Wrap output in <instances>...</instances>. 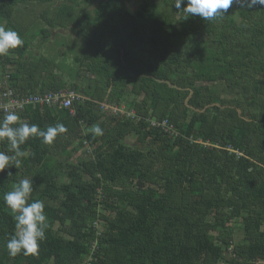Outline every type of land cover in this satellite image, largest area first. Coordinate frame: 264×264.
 I'll return each mask as SVG.
<instances>
[{"label": "trees", "instance_id": "obj_1", "mask_svg": "<svg viewBox=\"0 0 264 264\" xmlns=\"http://www.w3.org/2000/svg\"><path fill=\"white\" fill-rule=\"evenodd\" d=\"M34 5H43L44 39L58 29L79 38L74 66L30 54L43 41L39 32L25 41L33 27L21 7ZM2 24L23 44L0 56V95L74 91L81 100L16 112L19 123L67 132L52 145L30 139L20 168L0 173V264L264 262L260 0H234L206 21L174 0H0ZM164 120L169 131L152 126ZM95 124L102 136L88 131ZM0 151L13 154L4 142ZM25 178L49 228L37 254L12 257L3 194Z\"/></svg>", "mask_w": 264, "mask_h": 264}, {"label": "clouds", "instance_id": "obj_2", "mask_svg": "<svg viewBox=\"0 0 264 264\" xmlns=\"http://www.w3.org/2000/svg\"><path fill=\"white\" fill-rule=\"evenodd\" d=\"M234 0H174V7L186 14L199 16L203 20H211L225 14ZM264 5V0H260ZM186 7L182 8V5ZM23 40L19 34L11 29L0 26V56H6L10 50L22 46ZM20 117L15 111L6 112L0 119V142L6 143L9 155L0 151V173L5 169L15 167L19 169L26 152L22 149L30 139L40 138L45 145H52L57 137L67 132L63 123L41 129L37 124L19 123ZM88 131L95 136H102L103 129L99 124L92 125ZM8 175H12L11 171ZM33 192V181L25 178L14 183L11 190L3 194L4 204L13 214L15 233L6 242L8 253L12 257L23 254L25 256L38 253L41 242L46 239L49 228V218L45 211V204L41 200L29 202Z\"/></svg>", "mask_w": 264, "mask_h": 264}, {"label": "rangeland", "instance_id": "obj_3", "mask_svg": "<svg viewBox=\"0 0 264 264\" xmlns=\"http://www.w3.org/2000/svg\"><path fill=\"white\" fill-rule=\"evenodd\" d=\"M42 6L34 5L33 8L28 7L27 9H25V10H34L33 15H31L30 13L27 14V11H25L21 7V11L26 12L25 15L22 16L24 20L21 23H25L26 25L33 27L28 32V36L26 37V40L24 39L26 42L27 41L29 42L32 39V36L31 37H29V36L34 35L33 32L35 34H37V32H39L40 27H37V26H43L44 25V24H42V22L39 18V15L41 14V12L43 10ZM136 9H137V4L135 3L132 5V10L135 11ZM18 24H20V21ZM0 26L5 27L4 24H2ZM51 33L52 34L50 35L49 38L44 39V36L41 35V31L39 32V35H40L43 42L39 46H35V45L31 46L30 54L32 55V57L37 55V56H46L50 59H55V60L57 58L58 62H64V64L67 65V67L74 66L72 59L75 56L76 52H78L77 50H78V47L80 44L79 38L74 33H72L71 31H68V30L58 29V30H54ZM37 40H39V39H37ZM60 52L66 53V59L60 57ZM0 72H1V69H0ZM68 72H70V71H68ZM127 142L130 145L134 146L135 139L133 137H129L127 139ZM86 150H87V148L82 150L79 153H76L75 158L80 156L82 152L85 153ZM235 227L239 228L241 226L237 224ZM240 240H241V238L237 237L236 241L239 242ZM226 257H228V255H226ZM221 263H224V262H221Z\"/></svg>", "mask_w": 264, "mask_h": 264}, {"label": "built area", "instance_id": "obj_4", "mask_svg": "<svg viewBox=\"0 0 264 264\" xmlns=\"http://www.w3.org/2000/svg\"><path fill=\"white\" fill-rule=\"evenodd\" d=\"M64 97V99H62ZM81 100V97L74 91L70 92H60L49 93V94H39L35 96H28L22 98H15L14 91L10 88H6L1 92L0 95V111H3L4 114L9 111H20L23 110L26 106L39 104L40 106L44 105H61L64 108L71 109L74 102ZM115 111L117 108L114 109ZM72 113H74L71 110ZM152 126L162 127L165 131H169V123L167 120L163 122H153Z\"/></svg>", "mask_w": 264, "mask_h": 264}, {"label": "crops", "instance_id": "obj_5", "mask_svg": "<svg viewBox=\"0 0 264 264\" xmlns=\"http://www.w3.org/2000/svg\"><path fill=\"white\" fill-rule=\"evenodd\" d=\"M261 264H264V262H261Z\"/></svg>", "mask_w": 264, "mask_h": 264}]
</instances>
